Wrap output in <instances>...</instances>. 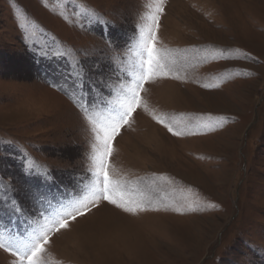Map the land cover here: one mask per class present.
<instances>
[{
  "label": "rangeland",
  "instance_id": "obj_1",
  "mask_svg": "<svg viewBox=\"0 0 264 264\" xmlns=\"http://www.w3.org/2000/svg\"><path fill=\"white\" fill-rule=\"evenodd\" d=\"M157 5L158 29L150 19ZM89 6L116 13L112 34L121 51L111 55L120 71L110 101L122 84L131 85L141 27H153L155 47L180 56L168 77L144 83L141 106L113 141L109 161L110 175L130 195H150L159 211L125 213L105 201L50 237L45 264H233L242 233L264 246V0H0V137L25 146L56 173L45 202L84 194L94 140L69 100L37 88L27 69L45 45L88 49L93 58L109 54L102 38L109 29L76 15ZM189 49L208 50L201 57L224 54L201 62L187 52L185 63ZM153 117L176 118L180 127L211 122L212 129L174 137ZM18 174L15 148L0 144V175L8 183ZM154 176L165 177L156 192L138 186ZM43 204L30 209L28 226L0 214V232L5 225L26 232L43 223L38 208L50 214L64 202L48 210ZM250 255L253 264H264L258 250ZM12 260L0 249V264Z\"/></svg>",
  "mask_w": 264,
  "mask_h": 264
},
{
  "label": "snow or ice",
  "instance_id": "obj_2",
  "mask_svg": "<svg viewBox=\"0 0 264 264\" xmlns=\"http://www.w3.org/2000/svg\"><path fill=\"white\" fill-rule=\"evenodd\" d=\"M162 11L157 5L156 14L150 17L157 29L158 17ZM76 15L86 17L90 24H102L109 29L108 36H102L109 54L93 58L97 54L88 49L63 50L58 46L57 50L49 51V46L45 45L40 50L39 56L34 53L33 63L27 71L29 79L37 88H50L68 99L76 110V118L81 126L85 131L91 132L94 140L90 156L92 183L86 186L87 190L82 196L60 205L55 212L48 214L46 210L38 208L36 215L44 217L43 223L30 227V230L26 232H13L5 225V231L0 232V249L10 253L13 257L12 264H45L42 257L50 237L54 233L66 230L70 221L85 216L93 208L98 209L105 201L125 213L159 211V208L154 207V201L150 195L142 194L140 198L130 195L126 183L110 175L109 161L114 155L113 141L120 135L121 128L129 124L134 111L141 106L140 90L143 89L144 83L168 77L177 69L181 62L180 56L169 49L155 47L157 35L153 27L147 25L141 27L140 38L135 48L138 61L131 73V85L122 84L121 94L115 101H110L109 97L113 94L112 89L115 83L112 77L120 71L116 67V56L111 55L119 54L121 51L112 34L116 28L114 19L116 13L89 6L86 11L77 12ZM202 51L208 50H186L183 54L184 62L187 63V52L196 54L195 58L201 62L218 59L224 54L222 51L219 54L212 51L201 57L199 53ZM89 59H92L91 65L88 63ZM3 73L4 67L0 65V75ZM203 86L218 87L214 84ZM106 108L107 111H105ZM153 119L162 124L174 137L195 135L200 128L212 129L211 122L193 128L187 125L180 127L176 118L153 117ZM208 120L211 121V118ZM2 143H8L15 148L19 174L13 176L8 183H5L3 175H0V214L6 215L12 224L21 220L29 223L33 218L30 209L43 204L49 190L56 185L58 177L49 165L37 163L25 146L11 139L5 141L3 137H0V144ZM164 179L165 177L155 176L141 178L137 184L138 186L143 184L148 192L154 193L157 191V181ZM137 190H139L138 187L133 189V191ZM160 203H163V198ZM164 207L165 210L168 209L167 204ZM172 210L178 213L182 211L179 207ZM239 243L242 248L233 264H253L250 254L257 250L264 256V246L256 245L251 240H244L243 233Z\"/></svg>",
  "mask_w": 264,
  "mask_h": 264
},
{
  "label": "bare ground",
  "instance_id": "obj_3",
  "mask_svg": "<svg viewBox=\"0 0 264 264\" xmlns=\"http://www.w3.org/2000/svg\"><path fill=\"white\" fill-rule=\"evenodd\" d=\"M62 233V232H61Z\"/></svg>",
  "mask_w": 264,
  "mask_h": 264
}]
</instances>
